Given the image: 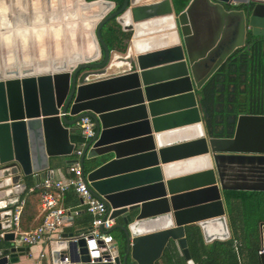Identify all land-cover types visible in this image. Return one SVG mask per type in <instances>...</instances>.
<instances>
[{"label": "water", "instance_id": "obj_1", "mask_svg": "<svg viewBox=\"0 0 264 264\" xmlns=\"http://www.w3.org/2000/svg\"><path fill=\"white\" fill-rule=\"evenodd\" d=\"M83 1L90 3L88 7L96 1L107 6L102 14L82 15L89 18V25L99 17L89 50L63 55L60 63L0 68V230L6 229L2 238L14 240V232L7 228L18 201L11 195L19 187L11 186L26 175L42 178L48 156L75 153L71 135L80 136L76 122L87 115L93 134L79 142L81 154L73 161L78 160L80 176L103 200L110 217H121L109 231L121 229L125 240L124 253H117L113 262L94 264H127L128 259L156 264L169 241L191 263L187 224L197 222L205 240L228 236L221 190L264 191V114L239 113L227 119L230 134L212 135L199 94L228 55L246 44L248 32L264 35V0H189L180 11L174 10L171 0H121L115 8L111 0ZM167 16L173 20L176 40L160 43L172 37L168 28L158 26ZM112 17L122 30L130 31L126 48L118 52L108 48L100 32ZM135 34L148 35V46L137 50ZM70 36L68 30L69 44ZM142 91L152 96L147 104L154 134L146 127L145 137L136 139L149 143L148 151L136 157L148 156L150 164L146 169L120 170L136 157L123 153L128 140L116 138L126 125L112 123L114 115L126 110L112 111L107 104L134 93L137 108L143 109ZM189 128L196 133L168 138ZM188 159L202 163L172 170ZM146 173L150 181L127 185L128 179ZM212 225L215 232L209 230ZM66 246L68 254L54 251L51 264L65 256L69 262L64 264H90L84 238L68 240ZM25 249L0 247V264L16 262ZM260 262L264 264V252Z\"/></svg>", "mask_w": 264, "mask_h": 264}, {"label": "crops", "instance_id": "obj_2", "mask_svg": "<svg viewBox=\"0 0 264 264\" xmlns=\"http://www.w3.org/2000/svg\"><path fill=\"white\" fill-rule=\"evenodd\" d=\"M48 0L49 3L54 2V0ZM56 1V8L54 10L49 9L48 13L46 14L45 11L42 9V4L40 0H33L30 2L29 0H0V68L3 69V66H10L15 64L19 54L21 58H31L37 57L38 60H45L48 57H52L53 55L61 58L63 55L68 53H74L76 51L79 52V48H84L85 50H89L91 45V41L89 38L87 39V33L85 30H81L78 28L79 21L85 22L86 25H89V18L82 17L80 15V10L82 7L85 6L84 9H89L94 11L97 9V6L94 5L95 2H92L91 7L90 3L84 2L83 0H74L69 7L61 5V1ZM87 1V0H86ZM172 1V0H171ZM98 2V1H96ZM37 3L40 6V9L37 10ZM173 4V2H172ZM116 6H114L115 8ZM37 8V9H36ZM173 8L175 10L174 4ZM52 11L49 13V11ZM176 11V10H175ZM104 12V11H103ZM55 13V14H54ZM55 16L56 21L52 24L50 30H47V24H45L46 19L53 15ZM74 14H79L75 18ZM52 16V18H54ZM57 17H62L66 19V22H63L65 25H68L71 30V36L69 37L70 44L67 42V32L63 29V23L58 20ZM73 17V20H72ZM59 18V19H60ZM88 22V23H87ZM67 23V24H66ZM64 31V32H63ZM85 32V33H83ZM55 41H54V40ZM80 42L83 41L82 44ZM85 40V41H84ZM17 42L19 45L17 46ZM72 43V44H71ZM126 42V46H127ZM86 44V48H85ZM34 49V52L32 51ZM21 51V53L19 52ZM114 52H118L120 50L112 49ZM122 51V50H121ZM18 55V57H17ZM53 56V57H54ZM19 58V59H21ZM51 59V58H48ZM115 71V70H112ZM163 92H158L156 95H162ZM142 102L140 104L143 105V109L137 108L139 98L134 93H130L125 95L124 97H114L108 101L107 108L113 109L112 111H117L123 107L126 111L122 113H118L114 115L112 123L118 125H126V127L120 131V135L116 138H122L128 140L129 143L126 147V150L123 152L125 155H130L136 157V155L140 153H145L149 149V143L146 140L136 141L139 137H145L146 129L150 130V134L153 135V127L150 122V109L148 106L147 98L152 96H147L145 91L141 92ZM162 111L164 108H159ZM144 118L143 119V117ZM141 120H147V124L143 125L140 124ZM147 127V128H146ZM174 135V134H173ZM170 135L168 138L174 139L179 135L173 136ZM71 140L74 141L76 144L74 146L75 149L80 147L79 140L80 136L71 135ZM155 145L157 142L155 141L154 137L152 140ZM79 157V156H78ZM75 153L65 154V155H56V156H48V167L44 169V176L40 178L39 176L34 175H26L23 176L22 179L19 180V187L18 191L13 192L11 196H17L18 201H23L21 212L19 216V230H27L30 228L35 227L38 225L42 219L44 212L40 206V198H41V190L42 187H35V184L42 180L44 177H49L52 179H61L65 178L68 173V167L73 162V159L78 158ZM110 157H113V153H110ZM72 160V161H71ZM105 160V158L103 159ZM102 160V161H103ZM90 162V160H88ZM149 157H136L131 161H128L124 168L120 170H133V169H146L147 165H149ZM161 165V164H159ZM178 169V168H176ZM175 169V170H176ZM151 180L149 174L139 175L132 177L127 180L128 184H141L146 183ZM15 185L11 186L13 188ZM32 187V189H30ZM36 189L37 193L32 194V190ZM55 196L58 197V204L63 206L67 209L71 214L66 215L65 221L62 225L58 228L56 232L51 233L50 239L40 240L33 244H25L19 238L17 233H14V240H4L2 236H0V247H8L10 245H19L26 247L27 249L24 250L22 255L18 256V260L11 264H51L52 263V256L54 251H64L68 254L66 241L72 236H75L83 231H86L90 225V218L91 215L84 210V206L80 197L73 192L72 190H66L63 192L57 191L56 188L50 187L48 188ZM249 190V189H245ZM223 194V190H221ZM27 196V201L25 198ZM39 196V198H38ZM168 196V194L166 195ZM144 197V196H143ZM15 208V204L12 207V211ZM226 216V223L228 227V237H230V227L228 222L227 210L225 213ZM11 218V216H10ZM121 221V217L117 216L113 222ZM197 224V222H192L187 224L185 227L187 228L188 225ZM216 226L212 225L209 230L215 232ZM6 229H1L0 233L5 231ZM7 230H11L8 229ZM119 230L122 232V236L124 238L123 231L119 228L113 229L111 234L115 237L117 234L115 231ZM14 232V231H13ZM58 235L60 238H57ZM203 236V234H202ZM49 238V237H48ZM115 239V238H114ZM204 239V237H203ZM214 239H221L217 237H212L209 240H205V242H211ZM225 239V238H222ZM261 241L264 245V231H261ZM116 242V249L117 253L122 255L119 252L118 243ZM179 254L182 255L180 249L178 248ZM162 254V253H161ZM183 256V255H182ZM184 257V256H183ZM185 259V258H184ZM244 261L247 260L244 258ZM186 264H194L192 259L191 263L185 259ZM258 263L263 264L260 262V255L258 257ZM127 264H136L133 260L128 259ZM156 264H166L164 258L160 256V258L156 261Z\"/></svg>", "mask_w": 264, "mask_h": 264}, {"label": "trees", "instance_id": "obj_3", "mask_svg": "<svg viewBox=\"0 0 264 264\" xmlns=\"http://www.w3.org/2000/svg\"><path fill=\"white\" fill-rule=\"evenodd\" d=\"M111 1L116 3V7L121 2V0ZM188 1L172 0L176 11L182 10ZM100 32L109 49L121 51L126 48L130 31L122 30L114 17L102 25ZM221 92H223L224 101L227 102L226 105L220 103ZM199 94H201L200 101L203 106L205 98L213 96V105L209 108L212 107L214 113H220L222 116L235 118L239 113L264 114V35L248 32L246 44L235 48L228 55L202 85ZM231 127L232 125L227 124L224 130H215L213 134L228 135ZM81 140L80 137L79 141ZM85 164H89V161L87 160ZM35 193L37 191L33 189L32 194ZM223 197L230 237L205 242L199 225H188L185 237L190 258L194 264H259L258 250L264 247L261 241V224L264 223V191L224 189ZM114 238L117 240L119 252L124 253L125 240L122 232L120 231L119 236L116 235ZM161 256L166 264H186L173 241L166 244Z\"/></svg>", "mask_w": 264, "mask_h": 264}, {"label": "built area", "instance_id": "obj_4", "mask_svg": "<svg viewBox=\"0 0 264 264\" xmlns=\"http://www.w3.org/2000/svg\"><path fill=\"white\" fill-rule=\"evenodd\" d=\"M82 143L93 134V121L83 115L76 122ZM82 145V144H81ZM81 145L76 149L77 157L81 154ZM68 175L61 179H52L44 177L39 180L35 187H42L40 206L44 212L42 221L33 228L27 230H19V216L23 201L20 200L15 204V208L11 214V222L8 229L19 235V238L25 244H33L40 240L50 239V235L56 232L65 221L66 215L71 214L67 209L58 204V197L55 196L48 188L54 187L60 193L66 190H72L81 199L84 209L91 215L90 225L86 231L72 236L65 241H76L79 238L85 239V248L89 257V263L94 264L96 261L113 262L114 256L117 254L116 242L109 231L113 224L110 212L107 211L106 205L99 197L95 196L91 187L80 176L79 162L73 161L68 167ZM19 186V183L15 184ZM32 189V187L30 188ZM0 233V236H2ZM49 237V238H48ZM57 238H60L58 235ZM264 252V247L258 250V253ZM67 256L63 260H57V263H68Z\"/></svg>", "mask_w": 264, "mask_h": 264}, {"label": "rangeland", "instance_id": "obj_5", "mask_svg": "<svg viewBox=\"0 0 264 264\" xmlns=\"http://www.w3.org/2000/svg\"><path fill=\"white\" fill-rule=\"evenodd\" d=\"M30 2H32L33 0H29ZM52 1V0H51ZM50 1V2H51ZM59 1H61V5H63V6H67V7H69L70 5H71V3L72 2H74V0H59ZM77 1V0H76ZM40 2H41V4H42V9H43V11H45L46 12V14L48 13V10L49 9H52L53 10V8H54V10H55V8H56V1L54 0V2H52V3H49L48 2V0H40ZM40 6L41 5H39L38 3H37V10H39L40 9ZM49 8V9H48ZM107 10H105L104 12H106ZM50 12H52L51 10L49 11V13ZM80 12V15H84V16H89L91 13H92V11L91 10H89V9H82V10H80L79 11ZM103 12V13H104ZM55 14V13H54ZM54 14L53 15H50L47 19H46V21H45V24H47V30H50L51 28H53L52 27V24L56 21V19H55V16H54ZM102 14V13H101ZM52 16H54V18H52ZM74 16H75V18H77L76 16H79V14H74ZM58 18V20H60V22H66V19H63L62 17L60 18V17H57ZM60 18V19H59ZM98 19H99V17H95V18H93L92 19V24L91 25H87L86 26V28L84 29V27H83V25H82V22H81V20H78L80 23H79V25H78V28H80V31L81 30H85L86 31V33H87V39L89 38V40L90 41H94V27H95V25H96V22L98 21ZM72 20H73V17H72ZM67 24V23H66ZM63 30L65 31L66 30V32H67V36H68V30H69V26L68 25H65L64 23H63ZM63 31V32H64ZM85 33V34H86ZM54 40V39H53ZM55 41V40H54ZM19 45V43L17 42V46ZM1 50V49H0ZM32 51L34 52V49H32ZM19 52L21 53V51L19 50ZM54 56V55H53ZM48 57V58H51L50 59V61L52 60V62H54V63H60L63 59H65V57H61V58H58V57H56V56H54V57ZM17 57H18V55H17ZM19 58H21V55L19 54V57H18V59H17V61H16V63L15 64H12V65H18V66H20V64H22L23 66H26V67H28V66H33V65H35V64H38V63H40V64H44V62L45 61H47L48 62V58L47 59H45L44 61L43 60H38L37 59V57H31V58H28V59H23V58H21V59H19ZM46 62V63H47ZM1 66V65H0ZM115 233L119 236V232L118 231H115Z\"/></svg>", "mask_w": 264, "mask_h": 264}, {"label": "bare ground", "instance_id": "obj_6", "mask_svg": "<svg viewBox=\"0 0 264 264\" xmlns=\"http://www.w3.org/2000/svg\"><path fill=\"white\" fill-rule=\"evenodd\" d=\"M97 6V9L94 10V11H97L96 12V15L98 14H101L103 13V11H105L107 9V6L103 4V2L101 1H98V2H95V4ZM160 28H165L166 30L164 31H171V35L172 37H168L167 39H163V40H160V43H171L173 40H176V35H175V32H174V26H173V20L170 16H167L165 17L164 21L161 23V25H158ZM168 28V30H167ZM140 31V29L137 30V32ZM149 36L146 35V34H135V36L133 37V44L135 46V48L137 50H140V49H144L146 46V39H148ZM159 43V42H157ZM47 61L44 62V64L46 63ZM52 63V60L50 61V59L48 60V62L46 64H51ZM43 64V63H42ZM18 66V65H16ZM20 66H23L22 64H20ZM5 67V66H3ZM196 133V130L193 128H189L187 130H182L178 133H175L173 136H176V135H179V136H190V135H194ZM201 160H196V159H188L186 161H184L183 163H176L175 165H173L172 167V170L173 169H180V168H186V167H192V166H196L197 164H201ZM180 164V165H178ZM176 166V167H175Z\"/></svg>", "mask_w": 264, "mask_h": 264}, {"label": "flooded vegetation", "instance_id": "obj_7", "mask_svg": "<svg viewBox=\"0 0 264 264\" xmlns=\"http://www.w3.org/2000/svg\"><path fill=\"white\" fill-rule=\"evenodd\" d=\"M216 92H218V91H216ZM220 94H222L221 95V102H220L221 105H223L224 103L226 105L227 102L224 101L223 92H221ZM212 98H213V96L205 98L204 107L206 110L205 122L208 125V132L212 133V135H213L215 130H217V131H218V129L220 130V125H224V129L227 127V124H226L227 119H228V117L231 118V116L226 117V116H222V114H220V113H216V112L214 113V111L211 109L212 107L209 108V106L213 105V99Z\"/></svg>", "mask_w": 264, "mask_h": 264}]
</instances>
